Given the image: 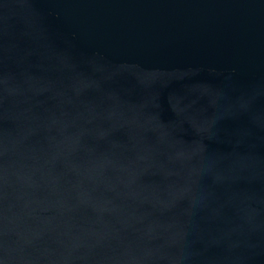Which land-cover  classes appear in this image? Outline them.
Segmentation results:
<instances>
[{
    "label": "water",
    "instance_id": "95a60500",
    "mask_svg": "<svg viewBox=\"0 0 264 264\" xmlns=\"http://www.w3.org/2000/svg\"><path fill=\"white\" fill-rule=\"evenodd\" d=\"M0 264H264V0H0Z\"/></svg>",
    "mask_w": 264,
    "mask_h": 264
}]
</instances>
